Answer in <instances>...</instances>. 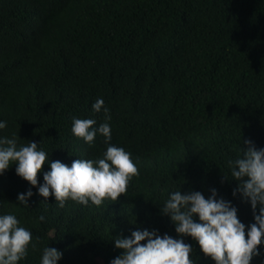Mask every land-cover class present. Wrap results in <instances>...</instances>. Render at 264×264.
<instances>
[{
  "label": "trees",
  "instance_id": "1",
  "mask_svg": "<svg viewBox=\"0 0 264 264\" xmlns=\"http://www.w3.org/2000/svg\"><path fill=\"white\" fill-rule=\"evenodd\" d=\"M74 117L109 123L111 141L76 137ZM0 122V138L37 142L50 162L95 161L111 144L139 169L117 201L60 207L12 164L0 215H15L37 245L18 264H41L47 246L63 253L58 264H111L124 251L114 239L145 228L179 238L161 211L175 191L208 198L215 188L250 226L251 205L225 175L243 139L264 148V0H0ZM29 189V206L19 203ZM183 238L194 264H215ZM259 251L251 264H264V243Z\"/></svg>",
  "mask_w": 264,
  "mask_h": 264
},
{
  "label": "clouds",
  "instance_id": "2",
  "mask_svg": "<svg viewBox=\"0 0 264 264\" xmlns=\"http://www.w3.org/2000/svg\"><path fill=\"white\" fill-rule=\"evenodd\" d=\"M95 112L103 108L105 120H111L109 110L104 108V100L97 99L92 105ZM94 119L73 118V134L82 138L90 146L97 133L111 141L109 123L94 127ZM7 126L0 122V129ZM244 154L235 161H229L231 176L228 180L238 181L233 195H242L253 210L254 223L246 226L238 217V209L230 201L218 197V191L211 189L206 198L200 191L184 193L175 191L162 205V214L171 218L179 238H173L158 230H135L130 237L119 235L114 239L115 247L123 249V254L114 258L111 264H194L190 258L193 245L186 243L185 236L198 242L200 250L215 264H251L253 257L259 256V246L264 243V148L257 149L254 142L244 140ZM48 154L38 150V143L31 141L26 146L17 147L14 138H0V174L12 164H17L16 172L31 185H39V194L47 200H55L63 207L68 199L88 205L91 201L100 206L105 200L117 201L127 193L131 179L139 175V169L131 154L122 147L109 144L103 158L98 160L76 159L71 166L55 160L50 162L51 170L44 173V183L39 184L38 175ZM29 191L18 196V202L28 205ZM199 218L197 222L194 218ZM41 221L44 220L40 216ZM13 214L0 215V264H18L28 254L33 243L32 233L19 226ZM39 241V237L36 238ZM147 241L146 243H142ZM63 253L54 247L43 249L41 264H58Z\"/></svg>",
  "mask_w": 264,
  "mask_h": 264
}]
</instances>
